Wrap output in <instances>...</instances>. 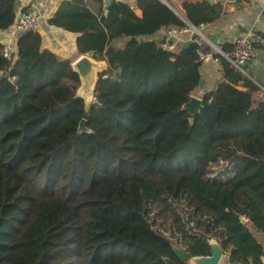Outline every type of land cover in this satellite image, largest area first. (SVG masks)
I'll use <instances>...</instances> for the list:
<instances>
[{"label": "trees", "instance_id": "trees-1", "mask_svg": "<svg viewBox=\"0 0 264 264\" xmlns=\"http://www.w3.org/2000/svg\"><path fill=\"white\" fill-rule=\"evenodd\" d=\"M134 1L112 0L105 15L103 0L98 12L64 0L48 20L108 64L89 104L72 61L40 32L21 34L12 60L0 41V264H189L173 247L209 256L213 240L230 261L264 264L252 232L264 234L263 90L222 58L192 115L197 43L168 51L143 39L224 9L168 0L182 18L162 0ZM17 5L0 0V31L26 11Z\"/></svg>", "mask_w": 264, "mask_h": 264}, {"label": "crops", "instance_id": "crops-1", "mask_svg": "<svg viewBox=\"0 0 264 264\" xmlns=\"http://www.w3.org/2000/svg\"><path fill=\"white\" fill-rule=\"evenodd\" d=\"M62 1L64 0H17V6L19 10L25 9L41 17L42 28L39 32L43 37V47L73 62L81 55L75 43L77 34L67 32L48 23ZM103 1L106 2V0ZM171 1L179 6L181 4V0ZM99 2L100 0H89L88 4L94 12H98ZM131 3L135 4V1L132 0ZM212 3L221 4L224 13L215 22L206 24L207 38L213 44L222 48L225 45L232 47L233 41L238 35L251 32L255 53L246 64L245 70L247 76L258 84L264 92V0H248L246 2L240 0H214ZM135 11L137 15L141 16L140 9L136 8ZM164 31L165 29H161L154 35L143 37V39L159 40L162 38ZM5 32L0 31V40ZM122 41L120 40V42ZM190 42L191 35L182 34L178 38L177 49L180 50L186 47ZM201 75L202 81L192 94V96L199 98L205 92L213 89L222 79L221 65L204 64L201 66ZM252 232L264 248V234L254 229H252Z\"/></svg>", "mask_w": 264, "mask_h": 264}, {"label": "built area", "instance_id": "built-area-1", "mask_svg": "<svg viewBox=\"0 0 264 264\" xmlns=\"http://www.w3.org/2000/svg\"><path fill=\"white\" fill-rule=\"evenodd\" d=\"M132 0H130L131 3ZM246 2L248 0H240ZM185 26L171 27L164 31L160 39V46L164 50L176 51L178 38L182 34H190L191 42L197 43L198 59L202 65L212 64L220 65L221 59L227 60L236 70L246 74L245 66L254 56L255 46L252 33L247 32L238 35L234 41L232 49L224 51L222 47L213 44L205 34L206 24L195 26L185 21ZM42 28L41 17L30 11H22L18 14L13 26L5 32L1 42L3 44V56L8 60H12L17 53V39L21 34L26 32H39ZM247 75V74H246ZM220 264H244L241 261H230L224 255Z\"/></svg>", "mask_w": 264, "mask_h": 264}, {"label": "water", "instance_id": "water-1", "mask_svg": "<svg viewBox=\"0 0 264 264\" xmlns=\"http://www.w3.org/2000/svg\"><path fill=\"white\" fill-rule=\"evenodd\" d=\"M112 0H106L105 15L108 14L107 6L111 3ZM166 3L172 10L178 13L182 18H184L178 10L174 7L172 3L168 0H162ZM213 2L214 0H208ZM246 31V30H245ZM73 70L79 75L80 78V87L78 90V95L88 103L90 98H93L94 89L98 81V75L101 72H104L108 69V64L105 60H95L87 54H81L76 60L72 63ZM190 114L197 113L202 108V98L197 96H191V99L184 106ZM89 132L90 130L86 126V120L83 119L80 122L79 132ZM242 222L247 223L248 220L242 217ZM212 254L209 256H196L190 257V253L183 248L174 246V252L181 261H188L189 264H220L222 258L224 257V252L221 249L220 245L216 241H211ZM169 264H175L173 261H169Z\"/></svg>", "mask_w": 264, "mask_h": 264}, {"label": "rangeland", "instance_id": "rangeland-1", "mask_svg": "<svg viewBox=\"0 0 264 264\" xmlns=\"http://www.w3.org/2000/svg\"><path fill=\"white\" fill-rule=\"evenodd\" d=\"M176 7V6H175ZM179 8H180V6H179ZM178 9V8H177ZM205 34L207 35V32H205ZM121 43H123V41L122 42H118V44L120 45ZM77 54V52L75 53V55ZM92 101V98H90L89 99V101H88V103L87 104H89L90 102Z\"/></svg>", "mask_w": 264, "mask_h": 264}]
</instances>
